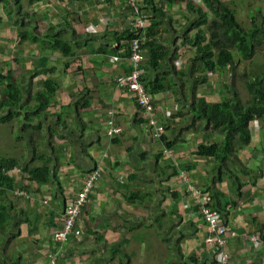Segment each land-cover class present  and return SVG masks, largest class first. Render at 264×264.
Returning a JSON list of instances; mask_svg holds the SVG:
<instances>
[{
  "label": "crops",
  "instance_id": "1",
  "mask_svg": "<svg viewBox=\"0 0 264 264\" xmlns=\"http://www.w3.org/2000/svg\"><path fill=\"white\" fill-rule=\"evenodd\" d=\"M154 1L166 18L148 10L144 14L160 21L166 30L163 40L179 48L175 65L189 74L196 52L182 46L179 38L196 18L188 10L190 0ZM222 1L232 2L237 12L264 17V0ZM0 7V102L9 96L8 79L22 92L19 108L24 113L45 102L37 100V93H45L47 81L45 95L55 92L48 100L47 114L32 123L33 127L41 125L40 130H25L22 118L0 123L1 143L5 139L6 146L14 147V135L20 138L17 155L10 158L21 160L22 168L10 175L16 188L25 191L20 190L24 197L9 193L0 199V207L6 206L11 216L0 228V264H193L189 258H195L196 264H220L217 248L206 242L207 225L190 185L200 192L220 194L217 205L229 230L230 264H264V246L256 247L249 240L252 234L264 232V128L250 123V144L233 158L248 173L232 165L243 185L239 194L214 159L197 155L200 144L216 138L211 132L191 128L189 110L182 114L184 101L193 100L190 77L191 83L182 92L183 82L171 61L162 70L145 71V87L157 75L178 85L180 96L168 92L150 97L153 120L165 127L166 140L177 154L173 162L162 156L163 144L153 136L155 126L138 118L134 97L117 87V80L130 72L129 59L123 50L118 54L100 51L115 49L114 34L130 29L134 17L128 2L22 0L19 10L12 1V15L3 4ZM246 22L251 23L250 16ZM49 37L71 45L74 55L50 51ZM120 45L123 48L127 42ZM238 65L244 69L245 62ZM215 75L213 85L197 90V96L209 103H218L225 95L224 89L219 91L222 78L215 81ZM229 78L230 74L224 75L223 80ZM114 126L122 131L112 137ZM41 151L47 158L55 156L50 172L56 176L46 186L29 182L24 173L27 167L42 168ZM99 169L103 176L73 235L64 243L55 242L51 237L62 228L66 206L77 201L88 175Z\"/></svg>",
  "mask_w": 264,
  "mask_h": 264
},
{
  "label": "trees",
  "instance_id": "2",
  "mask_svg": "<svg viewBox=\"0 0 264 264\" xmlns=\"http://www.w3.org/2000/svg\"><path fill=\"white\" fill-rule=\"evenodd\" d=\"M12 1L19 10H22V0H0V5H4V10L8 15H12L9 7ZM31 1L34 2L38 0ZM198 1L199 0H190L188 2V10L192 12L196 18L187 32L179 38L182 42V46H189L196 52L195 56L191 59L192 68L189 74L188 69L184 68L178 70V67L175 65V61H177L180 56L178 53L179 48L174 49L170 44L171 41L163 40L162 31H166L165 29H161L163 25H161L159 20L155 19L154 15L148 17L144 14V10H148L155 15L166 18L165 11L158 8L154 0H142L141 2L140 15L147 21V27L145 29H136L130 26V29L122 34L115 33L114 35L116 36L118 46L112 51L104 48L100 52L118 54L120 50H123L126 53L125 55L130 63V72L123 78L117 80V87L126 90L134 97L139 109L137 111L138 118L141 117V111L143 112L144 108L142 109L139 105L137 96L132 94L128 87H123V85H121V80L129 77L135 69L140 71V83L143 85L145 93L150 100V104H152L150 97L154 95L168 92H173L177 94V96L180 95L177 93L178 85L173 81H169L166 76L157 75L155 80L145 87V71L162 70L165 64L171 61V64L174 65V70L178 72L179 78L183 82L181 88L182 92H184L187 85L191 83L189 77L191 78L193 82V100L190 102L184 101L182 114H185L184 109L189 110V114L193 117L191 128L195 131L200 129L202 132H211L216 138V141L200 144L197 155L203 158L214 159L218 163L220 173L224 175L227 173L229 174L231 182L234 183L240 194L243 185L237 171L231 169L232 165H236L239 172L242 170L243 173H248L242 162L238 159L233 160V158L237 157V153L240 149L250 144V123L264 128V61L260 60L264 57V53L262 52V50L264 51V17L262 15H260L259 18L253 16L251 18L250 27L245 28L242 23L237 20L236 16L238 12L235 9H231L229 4H225L222 0H201L202 3L196 5ZM136 39L140 41V51L144 55V59L138 64L132 62L131 59V43ZM122 41L127 42V46L122 48L120 45ZM49 50L52 52H66L67 54L74 55V48L68 43L60 41L57 37H49ZM233 52H237L238 55L235 56ZM255 53L257 56H255ZM115 60H118V58L115 57ZM239 62H249L256 68L255 72L248 74L250 73L249 68L241 76L245 79V88L249 97L247 100L244 99V101L235 90L236 65ZM215 74L219 75L221 78L224 77V75L227 76L230 74L231 78L228 80H221L225 90V95L222 100L218 103H209L204 97L201 98L197 96V90L208 84L213 85L212 79ZM1 78L4 77L1 76ZM8 80L9 96L6 101L0 102V123L8 124L15 118H22L25 130L29 128L40 130L41 125L33 127L32 123L35 122V119L47 114L46 109L50 106L48 100H51L53 96H55L53 95L55 92H50L45 95L49 89V82L47 81L45 83V93H37V100H39V102L42 100L45 102L37 106V108H32L28 113H24L21 108H19L23 104L22 92L12 79ZM184 99H187L185 95ZM5 109H7V114H3V110ZM141 119L142 121H147V124L150 123L151 126H155L153 136L163 144L164 149L162 151V156L173 162L170 154L165 153V150L174 151L172 143L166 140L165 127L158 125V123L153 120V112L147 118L141 117ZM157 127H161V130H156ZM114 128L119 127L114 126L111 130ZM110 136L114 137L116 134L112 135L110 133ZM46 158L47 154L41 151L38 160L43 163L42 168L27 167L24 170L29 182L37 183L39 186H46L51 181L52 177L56 176V173L51 174L50 172L52 165L55 163V156ZM21 165L22 162L19 159L0 157V199L8 196L9 193H12V195L15 194L14 197H24L23 193H20L22 188H16L15 180L10 175L13 170L17 168L21 169ZM172 168L174 170L176 169L178 174L181 173L176 167L170 166L169 169L173 170ZM188 185H190V183H188ZM194 190L199 192L205 201H208V205L217 210L220 219L224 222L220 214L223 210L217 205V201H220V194L215 190H210L209 193L200 192L196 190V188ZM22 191L24 190L22 189ZM189 192L194 199L193 191L190 190ZM173 196H175V194ZM137 199L143 202L142 198H133L132 201H136ZM194 202L200 213L199 204L195 199ZM10 217L7 207H0V228L9 223ZM64 218L65 211L63 213L62 228L56 230L53 233V237H51V239L58 243L66 242L69 237L73 235L77 225L76 222L71 234L67 236L66 240L57 241L55 239V234L63 230L65 225ZM215 247L217 251H219V248L217 246ZM180 254L183 263L182 251ZM189 259L193 261V264L198 262L195 258H193L194 260L192 258ZM53 260L55 261V258H53ZM183 264H188V262H184Z\"/></svg>",
  "mask_w": 264,
  "mask_h": 264
},
{
  "label": "built area",
  "instance_id": "3",
  "mask_svg": "<svg viewBox=\"0 0 264 264\" xmlns=\"http://www.w3.org/2000/svg\"><path fill=\"white\" fill-rule=\"evenodd\" d=\"M117 1H126L129 3L130 7L132 8V15L134 17V21L132 22L131 26L136 29H145L147 27V21L141 14V2L142 0H117ZM131 52H132V62L138 64L144 58L143 53L140 51V41L134 40L131 43ZM140 71L135 69L133 73L121 80V85L123 87H128L132 94H135L138 98L139 105L143 110L141 111V117L147 118L152 112L153 107L150 104V100L145 93L143 85L140 83ZM143 115V116H142ZM140 117V118H141ZM161 130V127H157L156 130ZM120 128H114L111 130V134L121 133ZM158 135V134H156ZM165 153L170 154V157H174L175 151L173 150H165ZM103 176V172L101 169L92 172L89 177L87 178L86 186L83 189L82 193L79 195L76 202L71 205H68L65 210V225L62 231H59L55 234V239L57 241H63L67 239V236L71 234L77 219L82 214L83 208L89 203V199L91 194L95 192L96 183L101 177ZM190 190L193 191L194 199L199 204V211L200 214L205 221L208 229L209 236L206 240L207 244L210 246H217L220 252V264H230V257L229 252L226 251L227 244V235H228V228L220 219L219 213L217 210L212 208L208 205V201L201 196L199 192H196L191 186ZM215 241L214 244H210L208 241ZM251 242L256 247H260L261 245L264 246V232L261 234H256L251 237ZM221 248V249H220ZM221 252H223L221 254Z\"/></svg>",
  "mask_w": 264,
  "mask_h": 264
},
{
  "label": "rangeland",
  "instance_id": "4",
  "mask_svg": "<svg viewBox=\"0 0 264 264\" xmlns=\"http://www.w3.org/2000/svg\"><path fill=\"white\" fill-rule=\"evenodd\" d=\"M202 3V1L201 0H199L197 3H196V5H200ZM228 4H229V6H230V8L231 9H235V7H234V5H231L232 4V2H230V1H228L227 2ZM204 5V4H203ZM263 8H264V6H263ZM240 8H238V10H239ZM248 16H250L251 18L253 17V15H251V11L250 12H248V11H244V12H238V16H236L237 17V20L240 22V23H242V25H243V27H245V28H248V27H250V25H251V23L250 24H248L246 21H247V18H248ZM257 52V51H256ZM262 52L264 53V51L262 50ZM234 53V55L235 56H237L238 54H237V52H233ZM255 56H257V54L255 53ZM238 59V58H237ZM260 60H262V61H264V57L263 58H261ZM237 68V70H238V72H236V75H235V90L239 93V95H240V97H241V99L244 101V99L245 100H247L249 97H248V95H247V92H246V85H245V79H243L242 77L241 78H238L237 77V75H239V76H242V74L245 72V71H247L249 68H250V73H248V74H251V73H253V72H255L256 71V68L254 67V66H252L249 62H245V66H244V69H241V68H239V65L236 67ZM228 77H229V75H227ZM214 78H215V81H217L218 80V78H219V75H215L214 76ZM222 81H223V77H222ZM218 83V82H217ZM218 84H220V87H221V89L219 90L220 92L221 91H224L223 89H224V87H223V85H222V82H220V83H218ZM216 92H218V91H216ZM218 95H219V93H218ZM217 95V96H218ZM4 130H9V128L8 127H4ZM17 141H18V138L14 135V143H15V145H14V147H12V146H10V144L8 145V146H6L5 145V140L4 139H2V143H1V141H0V157H15L16 155H17V148H16V145H17ZM176 157H177V154H176V152L174 153V157L172 158L173 159V161H175V159H176ZM175 164H178V161H176L175 162ZM187 178V177H186ZM257 233H255V234H252L251 236H250V238H249V240H250V242H251V237L253 236V235H256ZM207 240V239H206ZM210 244H214V242L215 241H213V242H211L210 240L208 241ZM252 243V242H251ZM229 243H228V241H227V244L225 243L224 245H228ZM253 244V243H252ZM220 251V250H219ZM218 251V258H219V254H220V252ZM223 252H221V254H222ZM229 255V254H228ZM229 257H230V255H229Z\"/></svg>",
  "mask_w": 264,
  "mask_h": 264
},
{
  "label": "bare ground",
  "instance_id": "5",
  "mask_svg": "<svg viewBox=\"0 0 264 264\" xmlns=\"http://www.w3.org/2000/svg\"><path fill=\"white\" fill-rule=\"evenodd\" d=\"M131 54V53H130ZM130 56V55H129Z\"/></svg>",
  "mask_w": 264,
  "mask_h": 264
}]
</instances>
